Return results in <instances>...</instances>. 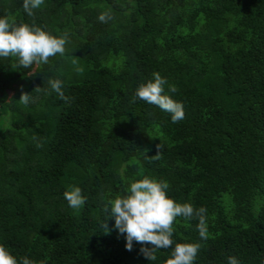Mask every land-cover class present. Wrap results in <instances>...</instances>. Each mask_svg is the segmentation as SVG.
Here are the masks:
<instances>
[{
  "label": "trees",
  "instance_id": "16d2710c",
  "mask_svg": "<svg viewBox=\"0 0 264 264\" xmlns=\"http://www.w3.org/2000/svg\"><path fill=\"white\" fill-rule=\"evenodd\" d=\"M33 11L0 0V17L69 43L30 68L0 58V245L18 264H166L175 244L149 261L151 245L128 251L114 218L101 227L108 199L147 176L207 210V239L197 219L173 225L175 243L200 244L194 264H264V0H44ZM153 73L183 120L130 102ZM50 79L68 100L47 94ZM70 186L86 197L79 210Z\"/></svg>",
  "mask_w": 264,
  "mask_h": 264
},
{
  "label": "clouds",
  "instance_id": "9594fccd",
  "mask_svg": "<svg viewBox=\"0 0 264 264\" xmlns=\"http://www.w3.org/2000/svg\"><path fill=\"white\" fill-rule=\"evenodd\" d=\"M44 4V0H23V9L28 16L34 15V9ZM113 19L110 12H103L98 20L107 23ZM69 43L68 33L62 36L52 35L40 27L27 23H17L9 16L0 17V58H14L17 63L13 68L48 64L50 58L57 55L63 56L66 44ZM153 80L142 83L136 89L130 102L142 100L155 105L161 110L171 114L173 123L185 118L183 104L173 100L164 94L166 79L159 73H153ZM50 90L47 94L55 92L60 99L68 100L62 90V81L59 79L49 80ZM35 90L39 91L40 87ZM169 91H178L175 85L169 86ZM31 100L29 93H22L19 101L27 105ZM38 147L40 145H37ZM153 160L162 158L161 145H157V153L149 157ZM170 187L167 181H156L145 176L143 179L130 182L124 189V194H118L114 199H108L104 206L107 218L102 221L101 227L104 234L110 232L108 219L114 218V228L126 237V249L132 251L133 242L142 245L150 244L151 247H142L141 253L149 260L157 259V249H167L175 244L171 257L166 264H194L200 250L199 243H175L173 240L174 223L178 217L191 221L197 219V230L202 239H207L208 229L206 226V209L196 208L191 203H178L167 195ZM64 198L70 208L79 210L86 202L79 187L70 186V190L64 192ZM0 264H18L17 258L4 246L0 245ZM19 264H36L28 257H23ZM43 264V262H40ZM228 264H239L235 257L228 258Z\"/></svg>",
  "mask_w": 264,
  "mask_h": 264
}]
</instances>
